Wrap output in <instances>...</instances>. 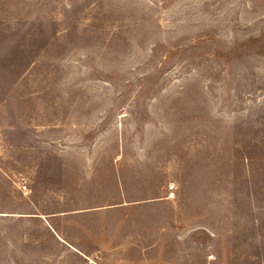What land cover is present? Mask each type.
<instances>
[{"label": "rangeland", "instance_id": "rangeland-1", "mask_svg": "<svg viewBox=\"0 0 264 264\" xmlns=\"http://www.w3.org/2000/svg\"><path fill=\"white\" fill-rule=\"evenodd\" d=\"M0 264H264V0H0Z\"/></svg>", "mask_w": 264, "mask_h": 264}]
</instances>
